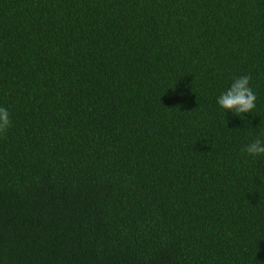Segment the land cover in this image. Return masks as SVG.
<instances>
[{"label": "trees", "instance_id": "1", "mask_svg": "<svg viewBox=\"0 0 264 264\" xmlns=\"http://www.w3.org/2000/svg\"><path fill=\"white\" fill-rule=\"evenodd\" d=\"M0 107V264H264V0H0Z\"/></svg>", "mask_w": 264, "mask_h": 264}, {"label": "clouds", "instance_id": "2", "mask_svg": "<svg viewBox=\"0 0 264 264\" xmlns=\"http://www.w3.org/2000/svg\"><path fill=\"white\" fill-rule=\"evenodd\" d=\"M250 76L237 78L232 83L231 87L222 93L217 103L226 110L231 111L237 116L252 113L256 106V94L250 87ZM11 126L10 113L6 108L0 107V134L6 133ZM244 151L251 156L264 155V140L259 138L250 142Z\"/></svg>", "mask_w": 264, "mask_h": 264}]
</instances>
